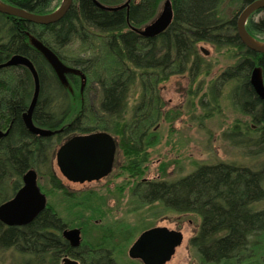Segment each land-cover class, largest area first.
Segmentation results:
<instances>
[{"label":"trees","instance_id":"16d2710c","mask_svg":"<svg viewBox=\"0 0 264 264\" xmlns=\"http://www.w3.org/2000/svg\"><path fill=\"white\" fill-rule=\"evenodd\" d=\"M1 1L36 14L51 13L62 2ZM165 1L73 0L61 20L48 24L0 11V65L15 54L34 63L40 93L33 121L57 131L44 137L27 129L23 115L35 91L33 74L24 65L0 67V129L10 127L0 138V204L14 196L23 185L24 174L35 168L49 185L48 191L41 186L42 191L62 195L66 205L59 209L48 201L46 209L25 226H7L0 221V260L8 252L9 264H62L65 255L81 259L83 264H115L119 246L115 239H128L131 231H116L117 226L106 225L100 227L102 236L92 252L72 247L63 230L85 224L86 215L104 217L107 198L94 190H69L53 162L55 147L66 137L107 131L118 138L128 178L124 185L130 186L133 198L145 205L159 202L170 210L200 216L190 243L204 264H264V207H257L264 201V161L256 169L227 162L198 164L175 180L146 177L149 149L159 140L151 131L158 85L173 75L187 74L196 81L209 73L211 66L201 55L200 42L217 50H231L236 57L211 80L200 104L217 108L223 89L232 84L234 108L255 124V129L249 126L244 130L239 143L258 145L253 154L264 153V98L252 82L256 70L264 85V53L247 48L237 32L239 13L255 0H171L174 17L163 33L145 38L136 32L134 28H142L158 16ZM225 3L235 8L231 16L223 13ZM246 29L264 41V8L249 17ZM75 41L80 43L81 53L67 54ZM37 42L69 67L66 82ZM137 85L142 90L140 102L128 116L129 99ZM248 131H254L255 136H248ZM76 209L81 213L75 216ZM88 252L92 258L85 262Z\"/></svg>","mask_w":264,"mask_h":264},{"label":"rangeland","instance_id":"374dc122","mask_svg":"<svg viewBox=\"0 0 264 264\" xmlns=\"http://www.w3.org/2000/svg\"><path fill=\"white\" fill-rule=\"evenodd\" d=\"M222 8L223 13L228 16H231L235 9L227 3ZM81 49L80 43L75 41L66 51L69 55H78L81 53ZM199 50L211 66L209 73L202 74L196 81H192L187 74L173 75L158 85V102L155 101L157 110L151 115L153 121L151 131L157 133L159 140L149 149L147 178L160 179L164 177L168 180H175L191 173L198 164L218 162L235 163L256 169L264 161V153L253 154L260 146H243L239 143V141H243L240 136L246 133L244 130L249 126H254L255 129V124L248 116L234 108L230 98L232 84L223 89L217 108L210 109L213 104L206 107L200 104L201 97L208 93L211 80L232 65L236 57L231 50L226 48L217 50L214 45L206 42L199 43ZM141 91L140 85L133 88L127 108L128 116L139 104ZM208 99L209 97L206 96L205 101ZM146 107L145 105V109ZM248 132L250 134L248 136H255L254 131ZM114 137L118 142V138ZM66 140L67 137L62 144ZM61 145L55 147L53 162L69 190L75 192L94 190L107 198L104 217L89 218L86 215L85 224L69 227H82V247L91 251L93 244L101 235L100 227L117 226L116 231H131L132 234H128V239L118 241L120 244L116 252V263L142 264L140 260H132L128 256V250L132 243L143 229L166 226L171 229H180L184 234L182 245L176 249L175 255L167 264H204L190 243L191 238L198 231L201 222L200 216L195 213L170 210L159 202L145 205L137 201L136 198L130 197V186L127 183L124 185L128 178L124 171L123 156L119 147L117 150L118 163L115 164L110 175L99 181L76 183L67 180L57 166L56 153ZM163 172L166 174L163 175ZM38 183L40 187L43 186L48 191L49 185L44 177L38 176ZM46 196L55 207L63 209L66 206L62 195L49 191ZM257 207H264V201L259 202ZM80 213V210L76 209L73 214L76 216ZM91 252L83 257L85 262H90L92 256L89 253ZM10 255L11 253H5L0 264H9ZM79 261L82 264L83 260ZM262 261L264 262V259ZM224 264H230V262ZM256 264H260V262L257 261Z\"/></svg>","mask_w":264,"mask_h":264},{"label":"water","instance_id":"95a60500","mask_svg":"<svg viewBox=\"0 0 264 264\" xmlns=\"http://www.w3.org/2000/svg\"><path fill=\"white\" fill-rule=\"evenodd\" d=\"M73 0H62L59 7L48 14H36L27 10L10 6L0 0V11L9 15L25 18L35 23H54L61 20L70 9ZM116 9V7H104ZM264 8V0H255L245 6L237 19V32L251 50L264 53V41L257 40L246 29L249 17L258 9ZM174 11L171 0L163 3L158 16L142 28H134L141 36L153 38L163 33L172 23ZM248 36L259 43H254ZM47 57L63 82L67 81L66 73L69 71L62 60L46 45L41 42L36 44ZM27 66L33 74L35 91L26 113L23 115L27 129L36 135L51 136L57 131L37 126L33 121V112L37 105L40 93V78L34 63L26 56L15 54L0 67ZM259 71L253 74V85L257 93L264 98V85L260 79ZM10 131L0 129V138L5 137ZM118 143L111 133L96 131L87 134H76L68 138L57 150L56 161L61 173L72 182L84 183L100 180L111 174L116 158ZM48 199L38 183V172L30 168L23 176L22 187L7 201L0 204V221L7 226H25L31 223L43 210L46 209ZM63 237L74 248L82 242L81 229L66 228ZM182 231L170 230L166 226H157L142 232L129 248V256L142 259L145 264H165L176 252V248L183 243ZM62 264H80L78 260L65 255Z\"/></svg>","mask_w":264,"mask_h":264},{"label":"flooded vegetation","instance_id":"af4514ba","mask_svg":"<svg viewBox=\"0 0 264 264\" xmlns=\"http://www.w3.org/2000/svg\"><path fill=\"white\" fill-rule=\"evenodd\" d=\"M117 150H118V147H117ZM117 153H118V151L116 152V158H115V162H114V167H115V164L118 163V161H117V159H118V154H117ZM114 167H113V170H114ZM59 170H60V169H59ZM113 170H112V171H113ZM60 172H61V171H60ZM111 173H112V172H111ZM61 174H62V173H61ZM62 175H63V174H62ZM109 175H110V174H109ZM63 176H64V175H63ZM64 177H65V176H64ZM106 177H107V176H106ZM65 178H66V177H65ZM104 178H105V177H104ZM66 179H67V178H66ZM102 179H103V178H102ZM67 180H68V179H67ZM100 180H101V179H100ZM94 181H99V180H94ZM71 182H72V181H71ZM90 182H92V181H90ZM84 183H85V182H84ZM130 197H133L131 192H130ZM153 227H157V226H153ZM153 227L145 228V229H143V230L141 231V233L144 232L145 230L150 229V228H153ZM67 228H69V227H67ZM78 228L81 229L82 227H78ZM65 229H66V228H65ZM169 229H170V230L182 231V230H180V229H171V228H169ZM100 233H101V232H100ZM120 233H121V232H120ZM129 233H130V232H129ZM141 233H140V234H141ZM182 233H183V232H182ZM140 234H139V235H140ZM139 235H138V237H139ZM183 235H184V234H183ZM82 236H83V231H82V229H81V237H82ZM99 236L101 237L102 235H99ZM128 236H129V235H128ZM138 237H137V238H138ZM122 238H123V237H122ZM137 238H136V239H137ZM64 239H65V238H64ZM120 239H121V238H120ZM120 239H119V240H120ZM65 240H66V239H65ZM119 240H118L117 238L115 239V242L117 243V245L120 244V243L118 242ZM123 240H124V239H123ZM120 241H121V240H120ZM68 242H69V241H68ZM134 242H135V241H134ZM134 242H133V243H134ZM133 243H132V244H133ZM69 244H70V243H69ZM181 245H182V244H181ZM181 245H180V246H181ZM80 246H82V243H81ZM80 246H79V247H80ZM131 246H132V245H131ZM178 247H179V246H178ZM178 247H177V248H178ZM76 248H77V247H76ZM177 248H176V249H177ZM128 252H129V250H128ZM175 253H176V252H175ZM174 255H175V254H174ZM174 255H173V256H174ZM128 256H129V253H128ZM173 256H172V257H173ZM129 257H130V256H129ZM72 258H73V257H72ZM130 258H131V257H130ZM74 259H76V258H74ZM131 259H132V260H140L142 264H145L144 261H143L142 259H140V258H138V259L131 258ZM171 259H172V258H171ZM171 259H170V260H171ZM76 260L79 261L80 259H76ZM170 260H169V261H170ZM115 261L117 262V258H115ZM169 261H168V262H169ZM116 262H115V264H117ZM168 262H166L165 264H167ZM79 263L81 264L80 261H79ZM82 264H83V262H82Z\"/></svg>","mask_w":264,"mask_h":264},{"label":"bare ground","instance_id":"6f19581e","mask_svg":"<svg viewBox=\"0 0 264 264\" xmlns=\"http://www.w3.org/2000/svg\"><path fill=\"white\" fill-rule=\"evenodd\" d=\"M248 37L250 38V40H251L252 42L257 43V44H261V43H259V41H257V40L254 39L253 37H251V36H248Z\"/></svg>","mask_w":264,"mask_h":264}]
</instances>
